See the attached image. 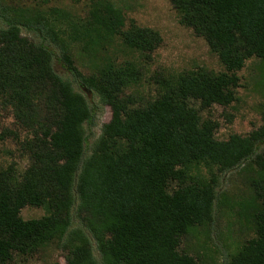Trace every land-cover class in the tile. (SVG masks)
<instances>
[{"label":"trees","instance_id":"obj_1","mask_svg":"<svg viewBox=\"0 0 264 264\" xmlns=\"http://www.w3.org/2000/svg\"><path fill=\"white\" fill-rule=\"evenodd\" d=\"M171 4L224 72L198 68L163 76L156 99L140 104L126 95L140 81L134 63L106 62L86 76L73 51L93 56L117 39L150 58L163 42L158 32L135 23L127 28L123 12L105 0L83 19L61 10H15L0 1V144L12 141L29 162L23 175L15 164L0 169V264L54 242L65 245L67 264H99L95 247L103 264H200L180 253L181 242L213 226L220 176L243 167L253 198L241 216L255 238L228 264H264V115L249 136L219 141L218 123L203 120L191 104L207 111L229 107L246 63L264 64V0ZM55 61L111 109L95 143L87 129L96 127L99 110L55 72ZM201 166L209 179L193 176L192 168ZM27 207L47 215L26 221L21 212Z\"/></svg>","mask_w":264,"mask_h":264},{"label":"rangeland","instance_id":"obj_2","mask_svg":"<svg viewBox=\"0 0 264 264\" xmlns=\"http://www.w3.org/2000/svg\"><path fill=\"white\" fill-rule=\"evenodd\" d=\"M5 6L15 10L48 14L51 10L68 12L73 17L85 18L93 3L98 0H0ZM121 10L125 16L127 28L135 23L141 28L152 29L162 37L161 46L150 58H141L140 54L125 48L120 40L95 50L93 56L83 55L79 49L73 51L75 65L84 75L93 74L106 62L122 64L132 62L139 68V84L126 91L140 104L156 99L160 92L158 81L163 76H179L183 73L204 68L212 74L224 72V67L214 55L203 38L197 37L192 29L180 23V15L173 8L171 0H105ZM25 36H29L24 32ZM55 72L64 80L72 83L75 91L86 97L91 106L99 110L96 127L87 129L91 143H95L102 134V128L112 117L111 109L103 107L99 98L76 84L72 77L55 61ZM240 86L236 90V101L229 107L214 106L210 110H201L197 102H191L199 111L203 120H213L219 128L216 138L227 141L232 135L249 136L263 125L264 115V64L251 59L238 73ZM8 128L14 129V120L5 121ZM26 135H22L24 139ZM264 150V145L261 147ZM15 164L19 174L23 175L29 166L25 156L12 141L0 144V169ZM217 174L216 169L213 170ZM193 176L210 178V172L201 167L192 168ZM217 189L218 203L215 208V223L205 232L200 230L196 236L185 238L181 242L180 253L196 258L200 264H228L244 244L255 238L253 225L241 216L243 205L251 202L253 194L248 188V172L241 168L220 176ZM177 188L171 184L170 191ZM47 215L41 208L27 207L21 217L28 220L42 219ZM95 258L103 264L96 247ZM69 252L63 243L54 242L33 256H15L11 264H67Z\"/></svg>","mask_w":264,"mask_h":264}]
</instances>
